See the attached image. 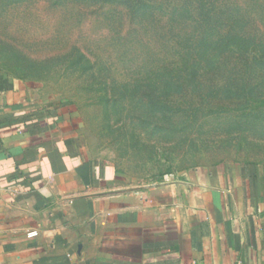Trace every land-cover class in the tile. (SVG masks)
<instances>
[{"label": "crops", "instance_id": "crops-1", "mask_svg": "<svg viewBox=\"0 0 264 264\" xmlns=\"http://www.w3.org/2000/svg\"><path fill=\"white\" fill-rule=\"evenodd\" d=\"M0 264H264V169L132 178L0 71Z\"/></svg>", "mask_w": 264, "mask_h": 264}, {"label": "rangeland", "instance_id": "rangeland-1", "mask_svg": "<svg viewBox=\"0 0 264 264\" xmlns=\"http://www.w3.org/2000/svg\"><path fill=\"white\" fill-rule=\"evenodd\" d=\"M233 1L240 6L232 17L244 15L247 29L234 20V31L244 28L249 35L234 47L232 58L239 68L242 52L247 53L253 72L246 83L243 71L228 76L223 70L200 78L201 91L158 87L165 78L141 69L151 58L149 48L156 52L160 47L154 38L148 40L152 32L139 30L123 7L77 0H0V70H5L11 46L38 65L50 59L48 76L22 79L34 99L61 123L73 125L93 155L132 178L144 182L221 166L229 171L264 169V105L252 102L242 110L237 107L240 97L226 100L231 93L264 100V0ZM81 55L87 61L80 62L93 70L64 68L67 60ZM63 56L67 60L59 61ZM149 80L154 86H147ZM148 92L182 108H155L143 97ZM104 93L109 100H102ZM214 103L226 105V110Z\"/></svg>", "mask_w": 264, "mask_h": 264}, {"label": "trees", "instance_id": "trees-1", "mask_svg": "<svg viewBox=\"0 0 264 264\" xmlns=\"http://www.w3.org/2000/svg\"><path fill=\"white\" fill-rule=\"evenodd\" d=\"M67 1V0H56ZM75 1V0H69ZM78 2H89L92 5H109L115 7H123L130 21L139 30L144 33L151 31L148 40L154 38L160 45L154 52L150 48L151 58L147 56L148 61H144V67L141 69L150 71L157 78H165L158 87H175L179 91L190 88L191 91H201L204 81H200L202 77L209 75L215 76L220 71H225L228 76L236 72L243 71V82L246 83L250 79L253 70L252 62L248 59L247 53L242 52L244 58L241 60L242 65L238 68L232 59L234 47L239 48V42L249 37L246 29V20L244 15L240 19L233 18L235 10L238 11L240 6L233 0H77ZM224 16L227 21L224 22ZM234 20H238L239 26H243L239 31H234ZM224 30V31H223ZM247 30V29H246ZM234 38L236 42L233 43ZM245 42V41H244ZM169 45V47H168ZM7 51V61L4 62L5 70H0L17 79H30L48 76L49 61L43 65H38L34 60L21 55L14 47H9ZM154 52V53H153ZM81 55L78 58L67 60L58 58L59 61L67 60L64 65L65 69L73 68L80 70L81 73L86 70H93L91 64L80 62L86 60ZM87 61V60H86ZM52 66V65H50ZM54 67V66H52ZM14 68V69H8ZM72 70V71H73ZM42 72L37 74V72ZM149 73V72H147ZM46 74V75H45ZM45 78V77H44ZM143 81V84H146ZM154 86L153 82L149 80ZM215 87V85H211ZM106 93L105 85L101 88ZM104 93V94H105ZM112 101L117 102L115 94H112ZM151 93H145L144 98L149 99L155 108L160 110L170 109L177 111L182 107L174 106L173 101L164 97H151ZM240 97L237 107L245 110L248 103H258L264 105V100L259 102L257 98L248 93H231L226 100H230L233 96ZM183 96V95H182ZM102 100H109L106 94L102 96ZM181 103V102H180ZM214 106L218 104L214 103ZM219 110H226V105L218 106ZM236 107V108H237ZM163 176V175H162ZM162 176L160 178H162ZM158 178V179H160Z\"/></svg>", "mask_w": 264, "mask_h": 264}, {"label": "built area", "instance_id": "built-area-1", "mask_svg": "<svg viewBox=\"0 0 264 264\" xmlns=\"http://www.w3.org/2000/svg\"><path fill=\"white\" fill-rule=\"evenodd\" d=\"M174 176H175V174H173V173L164 174V175L162 176V179H163L164 181H168V180H172V179L174 178Z\"/></svg>", "mask_w": 264, "mask_h": 264}]
</instances>
